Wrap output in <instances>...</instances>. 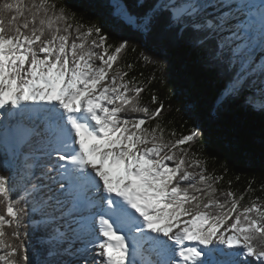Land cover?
<instances>
[{
  "label": "snow or ice",
  "instance_id": "obj_1",
  "mask_svg": "<svg viewBox=\"0 0 264 264\" xmlns=\"http://www.w3.org/2000/svg\"><path fill=\"white\" fill-rule=\"evenodd\" d=\"M111 7L145 40L185 43L224 81L210 119L232 108L264 118V0ZM128 44L109 45L66 0L0 3V264H28L29 227L38 264H264V204L216 196L192 148L204 129L168 138L164 104L142 102L154 75L112 74ZM140 55L164 71L166 55ZM260 143L264 158V130Z\"/></svg>",
  "mask_w": 264,
  "mask_h": 264
},
{
  "label": "trees",
  "instance_id": "obj_2",
  "mask_svg": "<svg viewBox=\"0 0 264 264\" xmlns=\"http://www.w3.org/2000/svg\"><path fill=\"white\" fill-rule=\"evenodd\" d=\"M3 0H0L2 3ZM76 13V20L84 25H98L108 36V44H118L121 38L129 40L122 51L113 73L127 71L128 77H135L145 85L153 75L155 80L146 86L142 102L150 109V97L155 94L164 104L162 117L165 136L175 129L177 137L188 134L197 124L204 129V135L192 145L203 160L208 172L218 178L215 184L216 196L223 200L222 193L232 191L240 200V207L248 206L253 198L259 197L264 203V158L261 156V133L264 118L259 115L232 108L220 121L210 119L209 111L224 81L213 71L205 69L199 62L198 53L181 41L161 45L157 40H145L127 27L113 14L111 5L116 0H66ZM131 6L134 0H122ZM161 53L157 56L164 61V71L142 59L141 53ZM131 64L126 68L122 65ZM137 115V114H133ZM150 121L148 126H154ZM190 171L192 169H189ZM3 206H0V210ZM27 223V220H25ZM7 231L10 233L11 228ZM23 231V229H22ZM40 233L27 229L28 264H38L36 249L40 248ZM253 264L258 262L253 260Z\"/></svg>",
  "mask_w": 264,
  "mask_h": 264
},
{
  "label": "rangeland",
  "instance_id": "obj_3",
  "mask_svg": "<svg viewBox=\"0 0 264 264\" xmlns=\"http://www.w3.org/2000/svg\"><path fill=\"white\" fill-rule=\"evenodd\" d=\"M112 74H115V73H112ZM262 204H264V203H262Z\"/></svg>",
  "mask_w": 264,
  "mask_h": 264
}]
</instances>
